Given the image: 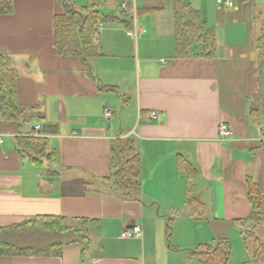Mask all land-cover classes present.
Returning <instances> with one entry per match:
<instances>
[{
    "label": "crops",
    "instance_id": "1",
    "mask_svg": "<svg viewBox=\"0 0 264 264\" xmlns=\"http://www.w3.org/2000/svg\"><path fill=\"white\" fill-rule=\"evenodd\" d=\"M109 2L118 13L107 0L102 13L121 16L125 2L132 28L145 32L134 40L121 24L99 23L101 54L87 64L54 51L61 0H13L12 12L0 13V53L17 72L14 103L28 115L19 123L0 115V241L43 251L66 240L30 220H93L83 253L81 246L65 244L59 256L0 254V264H157L161 254L166 264L172 254L189 264L193 258L179 253L182 248L229 239L235 226L251 225L246 179L264 192V81L254 49L264 28V0H233L229 10L217 0H183L214 32L212 57L199 55L201 43L176 56L172 0ZM100 84L117 92L99 90ZM104 107L113 112L108 121ZM222 122L232 137L219 138ZM120 135L138 142V200L119 197L105 182L110 144ZM32 136L46 137L56 162L20 156L16 138ZM180 157L195 179L179 168ZM190 198L202 204V215L190 213ZM134 224L142 232L123 238L122 230ZM169 227L175 248L164 243Z\"/></svg>",
    "mask_w": 264,
    "mask_h": 264
},
{
    "label": "trees",
    "instance_id": "2",
    "mask_svg": "<svg viewBox=\"0 0 264 264\" xmlns=\"http://www.w3.org/2000/svg\"><path fill=\"white\" fill-rule=\"evenodd\" d=\"M105 0H87L86 4L77 6L72 0H61L62 13L54 17V51L58 56L70 55L78 57L83 64L88 59L101 54L97 45L99 23H117L126 29L133 26L132 9L123 8L122 15L104 14L100 10ZM175 25L176 56H187V50L195 43L202 44L200 56L212 57L215 54V34L205 29L198 10L183 0H172ZM154 9L151 7L147 10ZM13 10V0H0V13L8 14ZM137 15L139 9H136ZM257 59L260 79L264 80V28L257 38ZM17 72L10 64L9 58L0 53V115L6 122L19 123L27 119L25 110L18 108L14 103L15 82ZM99 90L116 91L115 86H98ZM264 98V96H263ZM264 108V102L262 103ZM260 108H256L260 117ZM257 119H260L257 117ZM16 145L19 154L32 162L39 164L42 160L49 163L57 161V153L48 148L46 137H18ZM179 168L184 170L190 179H195L196 172L183 158H179ZM110 175L105 182L119 197L126 200H138L141 196L140 154L137 140L132 136H118L111 141L109 150ZM246 196L250 206L248 220L251 221L250 230L245 231V240L251 238L255 249L251 251L253 264H264V192L261 186L246 179ZM190 213L202 215V204L190 198L187 202ZM247 218L245 220H247ZM241 222L243 219H237ZM44 230L64 236L65 242L52 244L48 249L38 251L40 254H61L65 244L81 246L82 253L89 245L87 232L93 220L86 218L67 219L63 217H38L30 220ZM170 228V227H169ZM169 236V232H168ZM231 251V241L223 239L215 244H202L191 253L190 258H198L202 264H226ZM36 251L22 247H15L0 241V254L2 255H29L38 254Z\"/></svg>",
    "mask_w": 264,
    "mask_h": 264
},
{
    "label": "rangeland",
    "instance_id": "3",
    "mask_svg": "<svg viewBox=\"0 0 264 264\" xmlns=\"http://www.w3.org/2000/svg\"><path fill=\"white\" fill-rule=\"evenodd\" d=\"M85 1L86 0H77L76 5L80 6V5L84 4ZM109 1L110 0H107V3H109L111 6L110 10L112 9L111 11L113 13L117 14L118 8L116 6V3L115 2H109ZM217 5H218V3H217ZM218 6L220 7V5H218ZM136 17H137L136 18L137 21L141 19V17L139 15ZM254 41H255L254 42V49L256 50L257 39H255ZM261 100H262L261 101V104H262L264 102V98L262 97ZM136 120L137 121L139 120L137 115H136ZM106 121H108V120H106ZM246 229L250 230V227H247ZM246 229L240 225V226H235L230 231L229 240L231 241V251H230V255H229V258H228V261L226 264H253L251 261V255L252 254L250 252L255 249V246H254V243H253L251 238H248L245 240V238H246L244 235L245 231H243V230H246ZM168 232H169V236L166 235L167 237L164 238V240H165L164 243H165V245L170 243L171 246L175 248L176 246H178L177 239L175 238L177 236H175V237L172 236V234H171L172 229L170 230V228H169ZM182 237H183V235H182ZM261 239L264 243V235L261 237ZM215 243L216 242H214L213 244H215ZM203 244H205V243H203ZM208 244H211V243H208ZM199 245H202V244H198L192 249L185 250L184 248H182L181 251H179V253H181L182 255L187 254L186 259L188 260L190 258V253ZM158 258L159 259L156 261L157 264H166L167 263L166 258L163 254H161V256ZM168 263L179 264L177 257H175V254H172V256H170L168 258ZM185 264H187V263H185ZM189 264H202V263L198 258L193 257L192 262H190Z\"/></svg>",
    "mask_w": 264,
    "mask_h": 264
},
{
    "label": "built area",
    "instance_id": "4",
    "mask_svg": "<svg viewBox=\"0 0 264 264\" xmlns=\"http://www.w3.org/2000/svg\"><path fill=\"white\" fill-rule=\"evenodd\" d=\"M217 3L224 10H229V9L234 7L233 0H217ZM120 6L123 9L127 6V3L124 2ZM144 32H145L144 28L138 27V26H134L133 28L126 30V34L134 40L138 39ZM112 114H113V112L111 111L110 108H108V107L103 108L102 115L106 120H109L112 117ZM149 117L150 118L156 117V113L154 111H152L149 114ZM35 131L39 133L40 132V126H37L35 128ZM262 133L264 134V127L262 128ZM232 135H233V131L227 123L222 122L219 124L218 136L220 139L230 138V137H232ZM1 143H3L2 136H0V144ZM141 232H142L141 226L138 224H134L132 226L125 227L122 230L121 236L123 238H130V237H134L136 235H139Z\"/></svg>",
    "mask_w": 264,
    "mask_h": 264
}]
</instances>
